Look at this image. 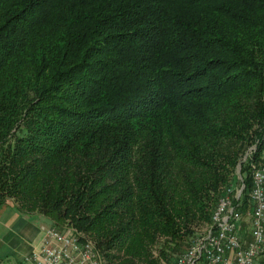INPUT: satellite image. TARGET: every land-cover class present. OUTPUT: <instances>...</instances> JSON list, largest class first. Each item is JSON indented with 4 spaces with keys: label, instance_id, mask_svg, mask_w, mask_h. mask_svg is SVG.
<instances>
[{
    "label": "trees",
    "instance_id": "obj_1",
    "mask_svg": "<svg viewBox=\"0 0 264 264\" xmlns=\"http://www.w3.org/2000/svg\"><path fill=\"white\" fill-rule=\"evenodd\" d=\"M258 163L264 0H0V206L168 264Z\"/></svg>",
    "mask_w": 264,
    "mask_h": 264
},
{
    "label": "built area",
    "instance_id": "obj_2",
    "mask_svg": "<svg viewBox=\"0 0 264 264\" xmlns=\"http://www.w3.org/2000/svg\"><path fill=\"white\" fill-rule=\"evenodd\" d=\"M251 179L250 239L242 241L236 232L240 214L227 187L218 197L204 231L194 236L170 264L254 263L255 256L264 251V164L253 167ZM16 264H104V259L95 244L80 232L47 227L39 245Z\"/></svg>",
    "mask_w": 264,
    "mask_h": 264
},
{
    "label": "rangeland",
    "instance_id": "obj_3",
    "mask_svg": "<svg viewBox=\"0 0 264 264\" xmlns=\"http://www.w3.org/2000/svg\"><path fill=\"white\" fill-rule=\"evenodd\" d=\"M251 148H253V147H251ZM250 151V148L249 149H247V151L244 153V155L242 156V160H244L245 158H246V156H247V153ZM261 164H264V163H258V164H252L251 165V171H252V169H253V167H255V166H257V165H261ZM234 175L238 178V179H240V174H239V163H237L236 164V166H235V168H234ZM250 175H251V173H250ZM251 181H252V179H251ZM227 187H229L230 188V194H229V196L231 197V199L233 200V205L237 208V210H238V212H239V214H240V220L236 223V226H237V228H236V232H237V234H238V236H239V238H241L242 239V241H246V240H249L250 239V230H251V217H250V212H251V208H252V200L250 199V193H249V199H248V203H247V207L245 208V210H239V204L237 203V204H234V201L235 200H237L238 199V197H239V194H240V192H241V190H242V184H240L239 185V187H237V186H227ZM227 187H225L224 189H223V191L227 188ZM240 187H241V190H240V192H239V194H238V191H239V189H240ZM263 191H264V184H263ZM8 205H10V204H8ZM239 206V207H238ZM212 212V211H211ZM6 214H7V217H9V215H11V214H14V215H22V214H20L19 212H17L12 206H9L8 208H7V211H6ZM24 215V214H23ZM210 215H211V213H210ZM38 228L39 227H43V228H41V231H43V229L44 228H47V227H53V228H55V229H57V230H60V231H63V230H65V229H67V228H69V229H74V231H76L75 230V228H73L68 222H66V221H64V220H60L59 221V223H56V222H54V223H52L48 218H43V217H41V215L40 214H36V213H31V214H28V215H26ZM6 219L8 220L7 222H9V219L8 218H5V217H2L1 218V220H3V221H6ZM209 221H210V218H209ZM209 221H208V223L206 224V225H204V226H200V227H198L197 228V233H196V235H198V234H200V233H202L203 231H204V228L209 224ZM1 223V222H0ZM1 225L2 224H0V263L1 264H16L18 261H20L21 260V258H22V256L24 255H22L19 259H16L14 256H12V255H10L9 253L7 254V253H5V250H6V245H5V242H4V240L6 239V237H4V230H2V227H1ZM46 226V227H45ZM79 232V231H78ZM42 233V232H41ZM196 235H194V236H196ZM194 236H192L191 237V239L194 237ZM41 238H42V234H41ZM41 238H40V240H39V243H40V241H41ZM2 239H4L3 241H2ZM190 239V240H191ZM39 243L35 246V247H37L38 245H39ZM189 243V242H188ZM188 243H187V245H185V246H183V248L181 249V251H179L178 253H176V255H174V256H171V262L172 261H174V259L179 255V254H181L185 249H186V247L188 246ZM35 247H33V248H35ZM33 248H31L29 251H31ZM28 251V252H29ZM27 252V253H28ZM26 254V253H25ZM257 256V255H256ZM255 256V257H256ZM171 262H169L168 264H170ZM256 261H255V258H254V263L253 264H256L255 263ZM160 264H163V262H161Z\"/></svg>",
    "mask_w": 264,
    "mask_h": 264
},
{
    "label": "crops",
    "instance_id": "obj_4",
    "mask_svg": "<svg viewBox=\"0 0 264 264\" xmlns=\"http://www.w3.org/2000/svg\"><path fill=\"white\" fill-rule=\"evenodd\" d=\"M11 206L8 204L0 206V224L4 230V240L6 245L5 253H9L16 259H19L23 254L27 253L31 248L35 247L41 238V228L37 227L25 214L14 215L7 217V208ZM2 217L8 218L6 221L1 220ZM43 218H47L41 216ZM46 227V226H45Z\"/></svg>",
    "mask_w": 264,
    "mask_h": 264
},
{
    "label": "water",
    "instance_id": "obj_5",
    "mask_svg": "<svg viewBox=\"0 0 264 264\" xmlns=\"http://www.w3.org/2000/svg\"><path fill=\"white\" fill-rule=\"evenodd\" d=\"M240 190H241V187H240V189H239V191H238V194H239Z\"/></svg>",
    "mask_w": 264,
    "mask_h": 264
}]
</instances>
